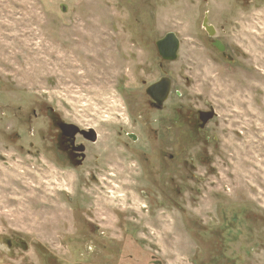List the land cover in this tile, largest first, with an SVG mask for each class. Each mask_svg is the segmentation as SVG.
<instances>
[{"label":"rangeland","instance_id":"rangeland-1","mask_svg":"<svg viewBox=\"0 0 264 264\" xmlns=\"http://www.w3.org/2000/svg\"><path fill=\"white\" fill-rule=\"evenodd\" d=\"M249 10L229 63L188 0H0V264H264V0ZM169 31L172 95L152 111ZM50 109L100 133L91 152L107 138L116 175L56 164Z\"/></svg>","mask_w":264,"mask_h":264},{"label":"flooded vegetation","instance_id":"flooded-vegetation-1","mask_svg":"<svg viewBox=\"0 0 264 264\" xmlns=\"http://www.w3.org/2000/svg\"><path fill=\"white\" fill-rule=\"evenodd\" d=\"M191 5H196L198 12V24L205 36L210 41V45L216 50V52L223 58H225L229 63L234 62L237 53L242 57L243 53H240L236 43H229L228 38L230 37V27L232 26V22H234L238 11L243 14H246L250 11V7L253 2L256 0H188ZM236 22V21H235ZM236 26V25H234ZM174 32V31H169ZM167 32V33H169ZM167 33H165L162 37L158 38L155 41V46L159 55V68L163 71V75L157 79L146 84L145 93L147 95V100H145V106L149 107L152 111L162 112L165 109V106L172 95L173 89V80L171 76H169L168 71L164 69L165 64L175 62L179 59V52L181 48V40L177 33L176 36L180 41V46L178 50V56L175 60H169L163 58V56L159 53V48L157 45V41L163 39ZM234 44V46H232ZM238 46L241 47L239 44ZM244 50V49H242ZM168 77L171 82L170 92L167 99L160 105L156 100L152 99V97L147 93L148 87L153 85L154 83L160 81L162 78ZM213 106H209L206 109H199L193 113V130L195 134L193 136L200 135V132L208 131L210 123L218 117V113L214 108L215 116L208 120L207 123L203 122V113L209 112L212 110ZM50 117L52 118L51 123L54 126V135H53V146H54V157L56 160V164H64L68 165L72 171L82 169L86 166V174L90 177L96 179L97 176L102 174H113L116 175L115 172L109 171V168H114L116 164L114 158V147L111 146L110 151V142L108 143V139L106 138V142L101 144V151L91 152L93 145H96L100 141V133L92 126L81 127L80 125L72 122L64 120L59 113L50 109L49 112ZM117 135L119 138L122 134L125 135L128 139H131L132 142L138 141V135L134 132L127 131L124 129L123 125H119ZM94 130V131H93ZM107 133L111 132V130H107ZM207 141H210V137H207ZM122 145H125L124 141H120ZM110 156L112 158L110 159ZM173 157L172 155L170 156ZM118 160V159H116ZM145 195V194H144ZM19 243H22L20 240ZM7 244L14 245L13 240H7Z\"/></svg>","mask_w":264,"mask_h":264},{"label":"water","instance_id":"water-1","mask_svg":"<svg viewBox=\"0 0 264 264\" xmlns=\"http://www.w3.org/2000/svg\"><path fill=\"white\" fill-rule=\"evenodd\" d=\"M157 45L159 53L163 56V58L169 60H175L177 58L180 41L174 32L167 33L163 39L157 41ZM170 87V79L168 77H164L160 81L148 87L147 93L152 97V99L156 100L161 105L167 99ZM202 113L204 124L215 116L213 107L211 111Z\"/></svg>","mask_w":264,"mask_h":264}]
</instances>
